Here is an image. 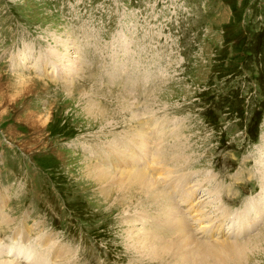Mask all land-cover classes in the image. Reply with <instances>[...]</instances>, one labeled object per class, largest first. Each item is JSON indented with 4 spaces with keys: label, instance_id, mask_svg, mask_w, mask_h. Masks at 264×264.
I'll return each instance as SVG.
<instances>
[{
    "label": "rangeland",
    "instance_id": "rangeland-1",
    "mask_svg": "<svg viewBox=\"0 0 264 264\" xmlns=\"http://www.w3.org/2000/svg\"><path fill=\"white\" fill-rule=\"evenodd\" d=\"M149 123L174 175L199 200L216 188L240 212L242 242L261 236L264 248V0H0V200L14 219L1 240L23 227L72 254L44 253L52 264H166L136 252L126 222L154 230L141 210L157 217L169 193L125 199L86 177L103 166L94 155L112 160L105 147ZM145 159L109 174L124 178ZM2 251L0 263L24 264ZM248 256L243 264H264V249Z\"/></svg>",
    "mask_w": 264,
    "mask_h": 264
},
{
    "label": "bare ground",
    "instance_id": "bare-ground-1",
    "mask_svg": "<svg viewBox=\"0 0 264 264\" xmlns=\"http://www.w3.org/2000/svg\"><path fill=\"white\" fill-rule=\"evenodd\" d=\"M52 72L59 73L60 71L56 69L54 66H52ZM120 106L124 110L127 109V111H129L131 119L137 117V114L133 112L130 105H126L125 103L124 105H120ZM102 117L104 118V116ZM137 128L138 130L136 132L134 131L130 135L121 136L120 137L121 140L120 141L118 140L117 144L115 141H113L111 145L106 146L107 145L106 144L105 145L106 147L104 146L112 154L111 155L113 157L112 160H109L108 162H104L101 158L98 157V155H94L96 156L95 161L101 162L104 167L94 165V168H92L90 166H87L86 177L92 179L97 186L102 188L108 185L109 186L116 185V188H118L116 194L118 195L123 194L126 196V194L131 195L137 192L138 196L146 197L148 199L147 200L148 202L155 201L154 203H158V202L161 203V201L159 200L160 197L163 196V192H167V194L169 193L168 198L165 196L168 200L166 201L167 205L164 204L166 206L164 212L163 209L159 207L162 205H160L159 203L157 204L156 209L159 210L158 211L159 215H157V217H148L146 215H143V213H145V210L144 211L143 209L141 210V216L143 217V219H146L147 221H150L158 225L151 232L148 231V228L147 229L139 228L140 230H143L142 234L141 233L139 235L134 234V231L136 230H133L134 229L133 227L137 224V222H135L134 220L130 221L127 219L126 224L128 225L130 224L131 226L130 229L128 230L129 231L128 234L130 235L128 238L131 243V246L136 250L138 254L139 253L144 254L147 256V258L151 260H158L161 262L163 261L162 263L165 262L166 264H228V263L243 264L244 260L249 257L248 252L251 253L259 252L260 250L264 249L262 245L257 246L258 242H255L261 236L260 237L259 236L255 237V235L251 236V238H249L245 242L246 244H244V242L242 241L240 242L237 241V237H236L237 234L240 233L241 235V233H243L242 228L241 229L235 228L238 224L237 219L240 217V212L231 214V212H229V210L227 209V206H225L224 204V200L226 199V197L223 198L221 194L217 195L218 197L214 196V194H217L218 192L216 188L213 189L214 188L213 187L211 190L209 189L210 193L208 192L209 195H213L214 197L213 199H211V197L209 196V199H206V201L204 202V200L197 201V198L196 200L192 198L194 197L193 193L191 192L189 194V191L186 189V181L188 180L187 176L180 172H176V174L174 175V172L171 171L170 167L166 165V163H168L171 157L167 155H163L162 153H160V148H157L158 146L156 144V140H158L159 138L157 137V135H155V131L157 129L156 125L149 123V126L146 127L145 130L143 129V134H142V130H140L139 127ZM150 131L152 133H150ZM134 135H135V139L132 138ZM112 144L114 145V147H112L113 146ZM115 146L117 147V150ZM96 150L97 149H95V151ZM100 156L102 158H106V156L102 154V152ZM125 156L131 157V161L129 162L127 160V157ZM145 158H148L147 165L137 170L135 169H132L131 171L128 170V172L124 173V175L126 174L127 177V178L124 177L125 179L121 176L115 177V175L113 176L112 174H109L111 169L114 171H120V168L122 167L123 163L132 164V165H137L139 163L138 161L145 163L146 161ZM111 161H116L117 164L114 165ZM161 165L162 167L160 168ZM178 182H181L183 185L179 184ZM183 186L185 187V189ZM170 196L172 197V199L169 198ZM132 198L134 197L133 196L129 197L127 201L130 202ZM216 198L219 199V203H220V206L216 212H218L217 213L218 215L222 214L223 217L221 224L225 223L226 221L231 223V225L228 227V232L236 235L232 237L235 241L234 240L220 241V239H216L214 241L208 239L201 240L198 239L197 237L201 223L204 224L207 221L206 224L212 225L209 219L206 218V213L208 212L207 211L208 205L211 204ZM125 199H127V196L125 197ZM141 199L139 201L140 203L141 201H143ZM2 202L3 201L0 202V226L2 225L6 226L8 229L11 230L12 229L11 226L13 225L12 220L14 219L9 220L8 216L4 213L5 209L2 206ZM139 205L140 208L143 207L142 203ZM183 206L187 208L189 214L188 213L184 214L182 212L184 211L182 209ZM213 207L217 208L218 203ZM262 207L264 210V206ZM245 214L247 215L249 213L245 211ZM246 215H244V217ZM208 217H210V215ZM162 218L165 220L164 222L159 221ZM145 223L142 222V225H144ZM234 223L236 225H233ZM197 225L198 228L196 232H194ZM22 226H24V223L22 224ZM173 230L175 232L173 235H171V232ZM203 230H201V233L203 232ZM187 231H189L191 234L187 235ZM12 233L15 239L12 240L11 244L9 245L0 244V248L3 250L2 255H4V257H11L12 259L25 258L26 260L30 261L35 256L36 260H33L35 264H52V262L49 261V258H51L53 261H57L58 259L66 261L67 258L64 259V257L67 256L72 257V254L71 253L69 254L68 251L64 249V247L55 244L54 241H51L46 237L37 234V238L34 241H30L23 227H21L20 229H15L14 231H12ZM212 243L215 245H207ZM235 243H242V244H235ZM23 244H25L26 246ZM38 248L43 253L38 252ZM44 253L50 257L45 258L44 256L46 255ZM5 259L9 260L8 258ZM67 261H71V259H67ZM0 264H12V263L4 262Z\"/></svg>",
    "mask_w": 264,
    "mask_h": 264
}]
</instances>
